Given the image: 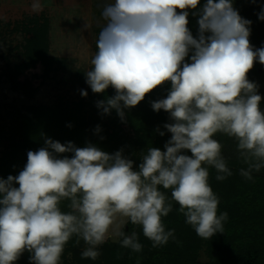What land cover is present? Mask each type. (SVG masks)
<instances>
[{
    "label": "clouds",
    "instance_id": "obj_1",
    "mask_svg": "<svg viewBox=\"0 0 264 264\" xmlns=\"http://www.w3.org/2000/svg\"><path fill=\"white\" fill-rule=\"evenodd\" d=\"M32 8L42 4L34 0ZM190 14L198 18L196 36ZM101 17L86 82L93 93L112 88L115 95L97 107L103 115L114 109L123 122L125 109L170 85L151 107L169 114L171 138L164 150L147 148L136 167L123 149L110 154L45 137L18 175L0 177V264H15L25 252L31 264H61L73 237L87 245L82 258L96 260L117 217L140 226L153 248L166 245L175 237L163 218L174 204L200 237L223 232L228 214L218 213L209 168L218 181L232 172L217 134L235 141L246 165L241 176L251 180L264 168V97L248 79L256 62L264 65V47L251 45L252 21L233 0H103ZM116 235L122 247L142 250L136 232Z\"/></svg>",
    "mask_w": 264,
    "mask_h": 264
},
{
    "label": "trees",
    "instance_id": "obj_2",
    "mask_svg": "<svg viewBox=\"0 0 264 264\" xmlns=\"http://www.w3.org/2000/svg\"><path fill=\"white\" fill-rule=\"evenodd\" d=\"M203 3L204 0H201V5ZM233 3L243 18L252 21L249 38L251 45L254 48L264 47V20L258 18L264 8V0H233ZM197 19L190 14L188 27L193 36L198 33ZM32 24L33 28H27L31 30V38L14 49H7L10 54L15 51L17 57L24 59L9 78L11 87L13 90L21 89L26 98L30 99L34 94L32 83H19V76L39 63L48 72L46 80L64 69L61 60L49 56V25L39 24L37 20ZM78 79L81 90L87 92V96H83L81 90L78 91V102H65L54 108L29 106L24 110L21 107V139L12 140L7 151L0 157V177L6 179L9 175H18L27 162L28 151L43 147L45 137L62 144L71 141L78 147L92 143L110 154L123 149L125 156L165 144L171 137L164 128L166 123L171 122L169 114L163 110L155 112L151 107L152 101L166 97L170 85L153 90L137 106L125 109L122 122L114 109L110 115H103L97 107L98 101L115 95L114 89L109 88L101 94L93 93L86 82V76H79ZM248 79L258 85V92L264 97V65L256 62L248 73ZM261 107L264 108V102ZM97 126L99 132L96 131ZM160 131L165 134L161 136ZM215 138L223 145L222 154L230 170L246 167L238 159L236 143L232 138L223 134H217ZM134 166L138 167L135 161ZM253 186L256 191H252ZM225 192L229 194L223 198L217 195L218 213L226 212L228 217L223 224V232L211 238H202L196 232L192 235L193 228L178 213L179 205L174 204L173 211L163 218V222L166 230L174 229L175 239L157 247V250H161L159 253H149L146 249L133 252L120 243L114 245V248L105 247L104 250L116 260L113 264H199L202 252L209 258V264H264V168L258 173L254 172L251 180L245 179L239 193ZM166 194L170 198V191ZM62 208L68 211L66 206ZM132 232L137 233L141 244L147 242L152 247L151 241L142 234L141 227L129 222L125 234L130 235ZM15 264H21L19 259Z\"/></svg>",
    "mask_w": 264,
    "mask_h": 264
},
{
    "label": "rangeland",
    "instance_id": "obj_3",
    "mask_svg": "<svg viewBox=\"0 0 264 264\" xmlns=\"http://www.w3.org/2000/svg\"><path fill=\"white\" fill-rule=\"evenodd\" d=\"M39 2L42 9L34 11L32 8L34 0H0V157L7 151L12 140L21 139L19 135L22 122L21 107H24V110L29 106L54 108L64 105L65 102H78V91L81 90L78 77L86 76V72L91 69L98 33L106 23L101 17L103 0H39ZM36 20L39 24L49 25V56L61 60L64 69L46 80L48 72L44 65L39 63L19 76L17 78L19 83L23 84L25 81L32 83L34 94L30 99L26 98L21 89L13 90L11 87L9 78L14 75L15 67L20 66L24 59L17 57L15 51L10 54L7 49H14L29 40L31 30L27 28H33L32 23ZM164 145L156 147L164 150ZM144 154L146 151L130 153L126 157L139 165ZM187 154L190 155V152ZM209 172L210 186L215 194L222 198L229 194L225 191L239 193L246 179L238 175L240 168L231 170L232 175L222 181L216 180L217 172L214 168L210 167ZM253 189L252 191H256L255 186ZM128 224L126 218L117 217L109 229L107 239L98 246L100 255L96 260L82 258L81 254L87 245L82 240L77 245L76 237H73L65 246L61 264H113L116 260L104 249L111 246L114 248V245L120 243L122 238L116 233L119 231L126 233ZM194 232L193 229L191 234L195 235ZM142 246V250L146 249L149 253L161 251L151 247L147 242ZM29 257L30 254L25 252L19 258L20 263L31 264ZM209 262V258L202 252L199 264Z\"/></svg>",
    "mask_w": 264,
    "mask_h": 264
}]
</instances>
